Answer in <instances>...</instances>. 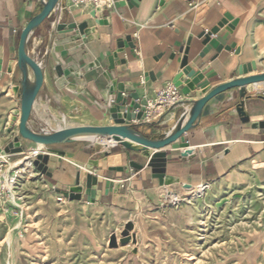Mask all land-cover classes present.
<instances>
[{
    "label": "crops",
    "instance_id": "0c3cea01",
    "mask_svg": "<svg viewBox=\"0 0 264 264\" xmlns=\"http://www.w3.org/2000/svg\"><path fill=\"white\" fill-rule=\"evenodd\" d=\"M41 2L0 0V146L5 149L17 137L20 110L14 92L18 71L16 65L11 72L8 68L17 61L21 34L42 11ZM99 9L64 0L63 10H55L31 40L29 56L47 63L29 122L33 131L66 128L68 112H84L75 126H115L109 111L117 94L104 99L96 78L107 88L116 81L129 101L135 94L143 108L159 91L176 86L184 61L194 72L213 75L212 88L264 74V0H118ZM55 22L65 28L48 52ZM81 26L86 27L83 35ZM89 73L93 76L83 91L68 89L78 83L75 74L85 78ZM178 88L181 101L164 114L161 128L176 124L198 99L197 89L185 83ZM247 89L249 122L242 123L237 113L239 91L223 93L205 106L196 129L183 137L187 149L168 147L145 159L119 145L97 147L96 141H85L58 147L64 157L41 152L51 157L40 173L56 192L75 195L66 198L84 213L104 218L109 231L136 221L189 231L214 213H219L216 226L230 229L239 224L235 216L264 208V101L259 98L264 85ZM22 146L24 151L41 148ZM189 150L193 153L183 157ZM249 223L242 220L241 227ZM225 234L223 242H230L228 230Z\"/></svg>",
    "mask_w": 264,
    "mask_h": 264
},
{
    "label": "rangeland",
    "instance_id": "374dc122",
    "mask_svg": "<svg viewBox=\"0 0 264 264\" xmlns=\"http://www.w3.org/2000/svg\"><path fill=\"white\" fill-rule=\"evenodd\" d=\"M83 115L65 113L64 127L77 125ZM23 169L17 206L0 210V264H264V208L235 216L239 224L230 229L217 227L219 213H214L189 231L144 221L109 231L104 218L84 213L80 204L48 186L32 160ZM247 219L250 226L241 227ZM227 230L230 242L225 243Z\"/></svg>",
    "mask_w": 264,
    "mask_h": 264
},
{
    "label": "water",
    "instance_id": "95a60500",
    "mask_svg": "<svg viewBox=\"0 0 264 264\" xmlns=\"http://www.w3.org/2000/svg\"><path fill=\"white\" fill-rule=\"evenodd\" d=\"M118 1V0H115ZM133 0H125L130 3ZM42 11L32 18L27 27L23 30L19 48L18 57L16 62H12L8 68L11 72L14 65L18 71V85L15 88V96L19 101L20 110L16 112V118H19L18 136L14 139L5 150L6 152L22 153L24 148L22 143H31L34 145H41L45 152L49 155L64 157L65 153L58 150V147L75 145L88 140H95L96 146H102L97 140L107 139L126 149L140 153L145 159H150L156 150H164L171 147L173 150L187 149L188 143L183 141V137L197 127L200 121L205 106L217 96L231 90L237 89L239 91L242 101L237 107V113L241 118L242 123H248L249 117L247 116L244 106L245 101L250 98L248 87L264 85V74L252 77L234 80L230 83L220 85L212 88L209 81L214 77L213 75H206L203 70L194 72L187 66L184 61L183 71L176 79V87L181 86L183 83L191 90H198L196 101L191 102L190 109L184 113L179 121L174 124L168 123L166 128H161L166 115L171 112L175 107H171L166 115H163L155 121L144 123L145 119L143 112H138L140 104L138 103L137 95H132L130 101L128 97H124L125 89L122 85H118L116 81L111 82L110 88L101 78H96L95 85L102 92L104 99L108 100L109 97L116 95L114 100L115 106L109 111L110 117L115 126L94 127V126H74L63 129H58L52 133H38L29 127V122L33 113L34 105L37 101L38 95L44 85V71L47 63L40 65L33 58L29 56L28 47L35 36L36 32L46 22L50 15L57 10L61 12L64 8V0H42ZM102 11V8L99 9ZM65 28V27H64ZM63 29H59V23L55 22L50 38L48 41V52L54 43H56L57 33H63ZM74 28L69 27V29ZM85 26L79 27L80 34L85 32ZM212 35H209V39ZM1 70V66H0ZM93 73H89L84 77L81 74H75L78 79L77 84L68 85V89L81 92L85 89V80L91 81ZM259 98L264 101V93L259 95ZM15 118V119H16ZM138 120L139 124H133V121ZM264 126V123L262 124ZM148 130L149 134L145 131ZM160 131V133H154ZM193 152L191 150L182 153L186 157ZM49 155H37L33 161L34 165L38 168L45 167L49 162ZM109 152L105 153L108 157ZM45 171V168L43 169ZM65 197L75 198L72 193H64Z\"/></svg>",
    "mask_w": 264,
    "mask_h": 264
},
{
    "label": "built area",
    "instance_id": "2783aa9c",
    "mask_svg": "<svg viewBox=\"0 0 264 264\" xmlns=\"http://www.w3.org/2000/svg\"><path fill=\"white\" fill-rule=\"evenodd\" d=\"M68 1L74 7L90 5L95 8H111L115 4V0ZM123 95L126 97L125 94ZM180 101L181 95L179 88L175 85H168L157 93L154 100L147 102L143 108L140 106L137 113L143 112L145 119L142 121L144 123H150L156 116H163L171 107L177 105ZM112 104H114V100ZM47 133H51V131H43V134ZM39 154L36 151L31 153L25 151L22 153L6 152L5 148L0 146V210L5 211L11 205L14 207L17 206L15 203V189L19 179L25 173L23 169L24 162L29 160L34 161ZM18 156H23L24 158L17 161L13 159Z\"/></svg>",
    "mask_w": 264,
    "mask_h": 264
},
{
    "label": "bare ground",
    "instance_id": "6f19581e",
    "mask_svg": "<svg viewBox=\"0 0 264 264\" xmlns=\"http://www.w3.org/2000/svg\"><path fill=\"white\" fill-rule=\"evenodd\" d=\"M258 86L261 87V85H258ZM262 87H263V85H262ZM97 141H98V140H97ZM99 143H102L106 148H109V147L115 145L114 142L109 141V140H107V139L99 140ZM42 150H43V148H42V146H41L40 150H38V151H36V152L41 153ZM27 159H28V158H27ZM27 159H26V160H27ZM25 165H29V164H26V163H25ZM202 194H203V192L201 191L200 195H202ZM197 196H198V195H197ZM59 201H62V200L60 199ZM10 237H11V236H10ZM10 237H9V238H10ZM12 237H13V236H12ZM9 240H10V239H9Z\"/></svg>",
    "mask_w": 264,
    "mask_h": 264
}]
</instances>
